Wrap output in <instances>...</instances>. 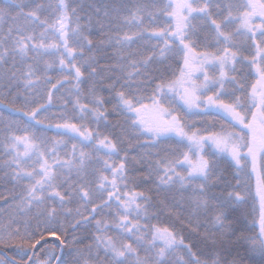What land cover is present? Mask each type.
Here are the masks:
<instances>
[{"label":"snow or ice","instance_id":"obj_1","mask_svg":"<svg viewBox=\"0 0 264 264\" xmlns=\"http://www.w3.org/2000/svg\"><path fill=\"white\" fill-rule=\"evenodd\" d=\"M0 106V264H264V0H0Z\"/></svg>","mask_w":264,"mask_h":264},{"label":"trees","instance_id":"obj_2","mask_svg":"<svg viewBox=\"0 0 264 264\" xmlns=\"http://www.w3.org/2000/svg\"><path fill=\"white\" fill-rule=\"evenodd\" d=\"M0 109H2V106H0ZM53 111H56V109H53ZM198 126H201V125H198ZM52 134L53 133H49V135H52ZM11 188H12L11 184H7L5 186L3 183H0V194L5 193L6 190H11ZM2 206H3V202L0 201V207H2ZM249 211H251V208H249ZM253 215H255V214H253ZM252 218H253L252 216L249 217V222L251 221ZM154 223H156V222H154ZM160 223H162V224L163 223H167V221H166V219L164 217H161ZM52 238L53 237H49V245H48V247H54V244L52 243L54 238L53 239ZM57 251H58V249H57Z\"/></svg>","mask_w":264,"mask_h":264}]
</instances>
